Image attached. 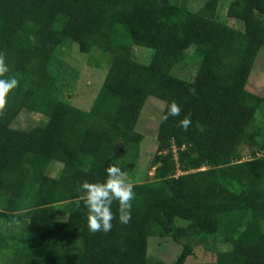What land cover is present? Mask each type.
I'll list each match as a JSON object with an SVG mask.
<instances>
[{
	"label": "trees",
	"instance_id": "obj_1",
	"mask_svg": "<svg viewBox=\"0 0 264 264\" xmlns=\"http://www.w3.org/2000/svg\"><path fill=\"white\" fill-rule=\"evenodd\" d=\"M3 1V78L19 85L0 111V264H150L151 237L179 248L156 264H264V94L247 90L264 47V0H233L227 17L238 25L222 0ZM74 46L108 69L89 110L62 83ZM137 47L152 50L149 62ZM189 58L195 76H177ZM150 96L166 105L148 173L132 183L131 221L119 222L114 201L111 231L92 233L77 188L104 181L109 164L136 176ZM173 100L181 113L165 121ZM24 110L48 123L13 127ZM53 161L63 165L57 177L47 173ZM70 201L59 220L56 205ZM199 250L213 259L192 260Z\"/></svg>",
	"mask_w": 264,
	"mask_h": 264
},
{
	"label": "rangeland",
	"instance_id": "obj_2",
	"mask_svg": "<svg viewBox=\"0 0 264 264\" xmlns=\"http://www.w3.org/2000/svg\"><path fill=\"white\" fill-rule=\"evenodd\" d=\"M232 1L233 0H222L220 3V11L223 12L224 8V17H226L225 20H227L230 25H238L237 20L227 17V9ZM8 3H10V0L3 1V5L5 4V6L8 5ZM200 3V1H196L195 3L193 2L192 8L197 10ZM76 46L72 47L68 52L62 83L67 86L65 91L67 93L66 95L68 96V100L71 101L73 105L81 109L89 110L106 78L108 69H105L103 67L104 65L101 64V60L98 58L99 54L94 56L95 53H81ZM136 49V55L141 59L140 61H150L153 53L152 50L141 47H137ZM189 54L192 55L191 52H189ZM198 67L199 62L197 60L192 58L186 59L177 68L176 75L182 78L191 79L195 76ZM247 90L257 95L264 94V47L259 52L256 64L247 85ZM165 105L166 103L163 100L155 96H150L142 110V114L136 127V132L143 136V140L140 145L141 151L139 150V152H141L139 153L140 159L138 160L140 164L138 166L136 176L132 175L133 171L131 174L125 172L127 174L128 181L131 183L141 181L146 176V173H148L150 161L153 159L158 147L157 135ZM257 118L260 119V115H258ZM261 120H263L262 117ZM47 123L48 118L45 115L24 110L13 123V127L18 129H24L36 125L44 127ZM242 151L246 158H248V147L246 145H242ZM136 167L134 169H136ZM62 168L63 165L60 162L53 161L49 165L47 173L52 177H57ZM74 204L75 201H70L56 205V210L58 212L57 218L59 220H66L71 206H74ZM1 231L3 230H0V232ZM168 239L171 240L170 237L164 240L157 237H151L149 239V255H152L150 257V264H156L159 259L161 260V258L166 262H172L174 260L179 248L176 245L172 246V240L170 242ZM167 240L169 241L168 243ZM158 242L162 246L154 245ZM197 253V257L192 260H208L211 257L209 255L204 256L202 254V250H199ZM211 259L213 258L211 257Z\"/></svg>",
	"mask_w": 264,
	"mask_h": 264
},
{
	"label": "clouds",
	"instance_id": "obj_3",
	"mask_svg": "<svg viewBox=\"0 0 264 264\" xmlns=\"http://www.w3.org/2000/svg\"><path fill=\"white\" fill-rule=\"evenodd\" d=\"M9 72L5 61V53L0 52V111L5 110L9 94L18 87L19 81L14 77L3 78ZM194 93V89H191ZM181 108L176 101L167 105V112L163 119L176 117ZM180 126L187 130L191 125V116L186 115L179 121ZM106 178L102 182L84 180L77 188L81 193L79 199L87 209L86 222L90 232L107 233L112 229L113 202H118L119 222L127 225L131 221L132 201L135 199L134 185L128 181L127 174L121 167L109 164L105 169Z\"/></svg>",
	"mask_w": 264,
	"mask_h": 264
}]
</instances>
